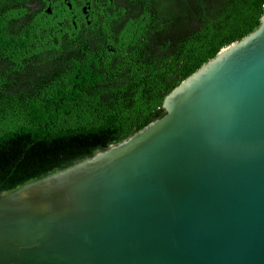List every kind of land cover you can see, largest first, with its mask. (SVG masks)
I'll return each instance as SVG.
<instances>
[{
  "label": "water",
  "instance_id": "1",
  "mask_svg": "<svg viewBox=\"0 0 264 264\" xmlns=\"http://www.w3.org/2000/svg\"><path fill=\"white\" fill-rule=\"evenodd\" d=\"M162 107L0 191V264H264V10Z\"/></svg>",
  "mask_w": 264,
  "mask_h": 264
},
{
  "label": "trees",
  "instance_id": "2",
  "mask_svg": "<svg viewBox=\"0 0 264 264\" xmlns=\"http://www.w3.org/2000/svg\"><path fill=\"white\" fill-rule=\"evenodd\" d=\"M0 0V191L116 144L260 23L264 0ZM49 9V12L46 9Z\"/></svg>",
  "mask_w": 264,
  "mask_h": 264
},
{
  "label": "flooded vegetation",
  "instance_id": "3",
  "mask_svg": "<svg viewBox=\"0 0 264 264\" xmlns=\"http://www.w3.org/2000/svg\"><path fill=\"white\" fill-rule=\"evenodd\" d=\"M117 0H83L82 4L80 1L79 9H75L72 5V2L65 1L67 6L70 8L71 17L75 21L77 20H84L86 23L90 22V17L92 16L93 12L92 10V3L94 6L100 9H107L108 4H115ZM47 12H49V9H46Z\"/></svg>",
  "mask_w": 264,
  "mask_h": 264
}]
</instances>
